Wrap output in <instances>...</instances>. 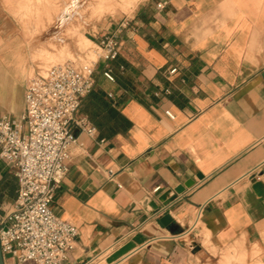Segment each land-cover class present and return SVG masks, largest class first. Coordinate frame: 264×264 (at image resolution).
I'll return each mask as SVG.
<instances>
[{
  "label": "crops",
  "instance_id": "0c3cea01",
  "mask_svg": "<svg viewBox=\"0 0 264 264\" xmlns=\"http://www.w3.org/2000/svg\"><path fill=\"white\" fill-rule=\"evenodd\" d=\"M4 3L0 36L14 30ZM125 22L99 34L116 35L118 54L71 122L51 204L78 231L65 264H221L241 249L264 263V0H146ZM11 86L0 67V111L19 121ZM3 181L14 190L0 216L17 187L0 159Z\"/></svg>",
  "mask_w": 264,
  "mask_h": 264
},
{
  "label": "built area",
  "instance_id": "2783aa9c",
  "mask_svg": "<svg viewBox=\"0 0 264 264\" xmlns=\"http://www.w3.org/2000/svg\"><path fill=\"white\" fill-rule=\"evenodd\" d=\"M125 26L124 21L120 27ZM98 48L104 52L101 59L114 60L119 49L116 35L104 36ZM97 64L66 61L39 69L26 83L19 121L0 111V159L13 170L17 183L13 202L0 216L4 264H65L74 248L77 228L56 216L51 204L69 171L71 147L77 142L71 122L93 88ZM103 76L114 80L109 70ZM79 126L88 135L95 134L87 123L80 121Z\"/></svg>",
  "mask_w": 264,
  "mask_h": 264
},
{
  "label": "rangeland",
  "instance_id": "374dc122",
  "mask_svg": "<svg viewBox=\"0 0 264 264\" xmlns=\"http://www.w3.org/2000/svg\"><path fill=\"white\" fill-rule=\"evenodd\" d=\"M145 1L139 0L131 12L122 13L110 10L107 12V9L103 10L93 0H79L82 7H80L82 13L80 19L70 22L67 27L62 28L63 30L53 27L43 30L42 25H46L51 17L47 11H51L53 6L60 5L59 0H5L4 7L12 20L9 24L14 29L11 31L12 35L0 36V67L9 75L12 84L15 83V89L11 86L9 90V102L15 104L19 102V97L24 92L28 79L39 69L66 61H73L79 65H90L95 62L99 64L102 60L100 56L104 54L98 48L101 39L99 34L104 32L108 26L111 31L110 28L118 27L126 19L131 18L136 8ZM56 33L59 35V44L51 40ZM80 37L91 40L93 44L79 49L75 46V42ZM49 43H53L54 47L48 45ZM43 49L47 50L49 57L52 58L51 64L48 63L47 66L35 58ZM60 50L62 53L59 52ZM226 251L216 253V256L220 257ZM259 254L260 251H257L253 253V257L257 259ZM240 258L233 251V256L223 260L221 264H245L244 249L240 250ZM7 264L10 262L8 261ZM256 264L264 263L257 261Z\"/></svg>",
  "mask_w": 264,
  "mask_h": 264
},
{
  "label": "bare ground",
  "instance_id": "6f19581e",
  "mask_svg": "<svg viewBox=\"0 0 264 264\" xmlns=\"http://www.w3.org/2000/svg\"><path fill=\"white\" fill-rule=\"evenodd\" d=\"M93 1L94 3H97V5L100 8H103V10L107 9V12L108 10H110L112 12L119 11L122 13H128V12H131V9L136 4H138L137 2L139 0H93ZM59 2H60V5L53 6L51 8V11H47V13L49 12L51 17L49 18L48 23L47 24L45 23L46 25L44 26L42 25L43 30H48V27H51V28L53 27V28L61 30L62 28L67 27L70 24V22L74 21L75 19H80L82 17V13L80 10L81 6H80L79 0H59ZM88 3H91V2H88ZM51 38L53 42L57 41L59 44V35L57 33L54 34V36ZM75 43H76L75 46L78 47L79 49L83 47L85 48V46L93 44L91 40L85 37H80ZM48 45L54 47L53 43H49ZM61 50L59 52H61ZM49 56L50 54H48L47 50L43 49L39 52V54H37V57L35 58H37V60H41L42 62H44V65L47 66L51 64V61H52V58Z\"/></svg>",
  "mask_w": 264,
  "mask_h": 264
},
{
  "label": "trees",
  "instance_id": "16d2710c",
  "mask_svg": "<svg viewBox=\"0 0 264 264\" xmlns=\"http://www.w3.org/2000/svg\"><path fill=\"white\" fill-rule=\"evenodd\" d=\"M14 186L11 182L3 181L0 183V201L4 197V195L11 196L13 195Z\"/></svg>",
  "mask_w": 264,
  "mask_h": 264
},
{
  "label": "water",
  "instance_id": "95a60500",
  "mask_svg": "<svg viewBox=\"0 0 264 264\" xmlns=\"http://www.w3.org/2000/svg\"><path fill=\"white\" fill-rule=\"evenodd\" d=\"M179 192V190H176V193H178ZM173 199V198H172ZM171 199V200H172ZM170 200V201H171ZM165 204H167V202L165 203ZM190 246L192 247V248H194V250H198L199 249V247L196 245V243H194V242H191L190 243ZM0 264H4V261H3V258H2V255H1V250H0Z\"/></svg>",
  "mask_w": 264,
  "mask_h": 264
}]
</instances>
